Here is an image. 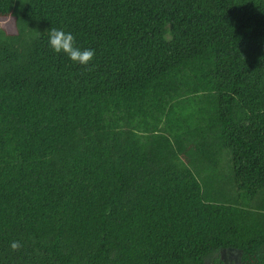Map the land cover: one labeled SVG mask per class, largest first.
I'll return each instance as SVG.
<instances>
[{
    "label": "trees",
    "instance_id": "obj_1",
    "mask_svg": "<svg viewBox=\"0 0 264 264\" xmlns=\"http://www.w3.org/2000/svg\"><path fill=\"white\" fill-rule=\"evenodd\" d=\"M225 249L264 264V0H0V264Z\"/></svg>",
    "mask_w": 264,
    "mask_h": 264
},
{
    "label": "clouds",
    "instance_id": "obj_2",
    "mask_svg": "<svg viewBox=\"0 0 264 264\" xmlns=\"http://www.w3.org/2000/svg\"><path fill=\"white\" fill-rule=\"evenodd\" d=\"M49 36V45L52 50L59 54L65 53L71 61L80 65L87 66L94 58L93 49H83L75 46V37L70 32L51 28L47 30ZM19 241H13L10 245L12 251H18L21 248Z\"/></svg>",
    "mask_w": 264,
    "mask_h": 264
},
{
    "label": "flooded vegetation",
    "instance_id": "obj_3",
    "mask_svg": "<svg viewBox=\"0 0 264 264\" xmlns=\"http://www.w3.org/2000/svg\"><path fill=\"white\" fill-rule=\"evenodd\" d=\"M228 249L222 250L219 254V258L221 261V264H241L240 258H241V252L238 253H232L227 251ZM214 264V263H211Z\"/></svg>",
    "mask_w": 264,
    "mask_h": 264
},
{
    "label": "water",
    "instance_id": "obj_4",
    "mask_svg": "<svg viewBox=\"0 0 264 264\" xmlns=\"http://www.w3.org/2000/svg\"><path fill=\"white\" fill-rule=\"evenodd\" d=\"M227 251L232 252V253H238V252H239V251L236 250V249H228Z\"/></svg>",
    "mask_w": 264,
    "mask_h": 264
},
{
    "label": "rangeland",
    "instance_id": "obj_5",
    "mask_svg": "<svg viewBox=\"0 0 264 264\" xmlns=\"http://www.w3.org/2000/svg\"><path fill=\"white\" fill-rule=\"evenodd\" d=\"M6 26H8V28L11 30L12 29V24H8V22L6 23Z\"/></svg>",
    "mask_w": 264,
    "mask_h": 264
}]
</instances>
